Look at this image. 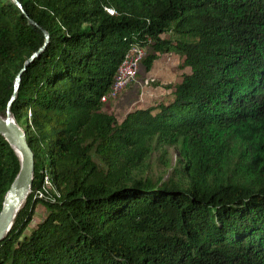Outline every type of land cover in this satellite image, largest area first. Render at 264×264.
<instances>
[{"label": "trees", "instance_id": "trees-1", "mask_svg": "<svg viewBox=\"0 0 264 264\" xmlns=\"http://www.w3.org/2000/svg\"><path fill=\"white\" fill-rule=\"evenodd\" d=\"M17 1L0 0V114L43 45L9 110L31 188L46 174L59 196L27 195L0 264H264V0ZM132 42L145 71L164 53L188 70L117 121L100 98ZM16 171L0 135V208Z\"/></svg>", "mask_w": 264, "mask_h": 264}, {"label": "water", "instance_id": "water-1", "mask_svg": "<svg viewBox=\"0 0 264 264\" xmlns=\"http://www.w3.org/2000/svg\"><path fill=\"white\" fill-rule=\"evenodd\" d=\"M12 1L20 7L17 0ZM46 40L47 33L43 31V43H45ZM42 48L43 45L40 46L36 52H33L30 57L24 61L23 67L32 57L36 56ZM23 67L14 78L12 93L6 102L3 114H0V135L11 148L17 159V171L5 191L1 202L0 241L10 229L15 215L29 194L33 175V153L27 144L25 131L14 121L9 110V106L15 97L19 85L20 72L23 70Z\"/></svg>", "mask_w": 264, "mask_h": 264}, {"label": "rangeland", "instance_id": "rangeland-1", "mask_svg": "<svg viewBox=\"0 0 264 264\" xmlns=\"http://www.w3.org/2000/svg\"><path fill=\"white\" fill-rule=\"evenodd\" d=\"M172 54L173 53H169V55ZM163 59L165 58L161 56L157 61H154V63H152L153 64L152 69L155 68L154 66L157 65L156 63H159ZM173 59L175 60V58ZM140 65L141 64H139L137 75L134 81L123 87L115 97L104 100L102 110L112 114L117 121L121 120L122 117L125 115V113L128 110L134 108L135 105L146 104L148 102H152L157 99L158 93L155 91L156 89H152L155 86H157L155 82L156 83L169 82L174 78L172 70H170L169 72L166 70L165 75L160 76V78H156V76H151L149 74L147 76L146 73L148 71H145L144 67ZM183 69L185 70L181 72H186L188 70V68H183ZM142 74H144V77L140 79L139 76H141ZM145 80H146V84H144ZM124 90H127L128 91L127 95H129L128 97L129 102L126 105H124V102L127 101L125 100V92H123ZM108 103H110V106H108ZM175 157H176V152L171 147L167 148V153L165 155H160L159 150H153L150 153L149 158L147 160L148 163L147 174H149V176L153 179L159 176L161 181H165L168 178V174L171 171V167L175 162ZM166 161L167 163H165ZM45 212H46V206L43 203H41L39 200H37L34 204L32 220L37 221L44 215Z\"/></svg>", "mask_w": 264, "mask_h": 264}, {"label": "built area", "instance_id": "built-area-1", "mask_svg": "<svg viewBox=\"0 0 264 264\" xmlns=\"http://www.w3.org/2000/svg\"><path fill=\"white\" fill-rule=\"evenodd\" d=\"M108 14H113L114 11L105 7ZM146 49L135 42L129 44L127 50L123 54L121 61L116 66L112 82L108 91L101 96V101L115 96L123 87L135 80V74L140 60L145 55ZM146 84V80L144 81ZM29 117V111H27ZM29 194L33 199H48L54 200L59 196L58 191L51 182L50 178L44 174L38 186L30 188Z\"/></svg>", "mask_w": 264, "mask_h": 264}, {"label": "crops", "instance_id": "crops-1", "mask_svg": "<svg viewBox=\"0 0 264 264\" xmlns=\"http://www.w3.org/2000/svg\"><path fill=\"white\" fill-rule=\"evenodd\" d=\"M164 57L165 59H163L162 61H160L159 63H156L157 65L154 66L155 68L152 69L153 64L151 65V68L148 70V72L146 73V75L148 76H156V78H160V76L165 75V71L167 70L168 72L170 70L173 71V80H175L177 78V76L181 73V71H184L185 69H178L177 65L179 63V58L178 56H176L175 54L169 55V53H164L158 56L157 59H155L154 61H157L160 57ZM167 56V57H165ZM175 58V60L173 59ZM153 61V63H154ZM141 66V65H140ZM151 71V72H150ZM142 77H144V74H142L141 76H139V78L141 79ZM171 80V81H173ZM152 89H156L155 91L158 93L157 96H161L163 93H166V90H163L160 86H155ZM123 92H125V100H127L126 102H124V105H126L129 102V95L127 90H124ZM156 98V97H154ZM140 100V99H139ZM148 102V101H147ZM108 106H110V103H108Z\"/></svg>", "mask_w": 264, "mask_h": 264}, {"label": "bare ground", "instance_id": "bare-ground-1", "mask_svg": "<svg viewBox=\"0 0 264 264\" xmlns=\"http://www.w3.org/2000/svg\"><path fill=\"white\" fill-rule=\"evenodd\" d=\"M145 53H146V52H145ZM143 57H144V56H143ZM143 57H142V58H143ZM141 60H142V59H141ZM141 60H140V61H141ZM139 64H140V62H139ZM138 68H139V65H138ZM138 68H137V71H138ZM137 71H136L135 77H136V75H137ZM119 92H120V91H119ZM119 92H118V93H119ZM118 93H117V94H118ZM117 94H116V95H117ZM116 95H115V96H116ZM115 96H113V97H115ZM110 98H112V97H110ZM108 99H109V98H108ZM27 119H28V122H29V117H27Z\"/></svg>", "mask_w": 264, "mask_h": 264}]
</instances>
